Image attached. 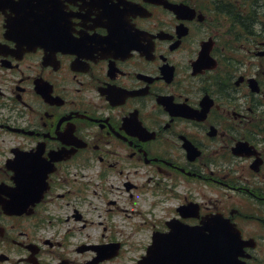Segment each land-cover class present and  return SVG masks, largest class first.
<instances>
[{"label": "flooded vegetation", "instance_id": "af4514ba", "mask_svg": "<svg viewBox=\"0 0 264 264\" xmlns=\"http://www.w3.org/2000/svg\"><path fill=\"white\" fill-rule=\"evenodd\" d=\"M211 213L264 264V0H0V264H138Z\"/></svg>", "mask_w": 264, "mask_h": 264}, {"label": "rangeland", "instance_id": "374dc122", "mask_svg": "<svg viewBox=\"0 0 264 264\" xmlns=\"http://www.w3.org/2000/svg\"><path fill=\"white\" fill-rule=\"evenodd\" d=\"M206 194L207 195H205V197L203 198V200H206V201H208V200H215L214 198H216V195H215L214 192H212L211 190H208V192L206 191ZM143 198H144V193L138 195V197L136 199V203L134 201L133 202H131V201L130 202H126L125 200L121 199L120 206L121 205H125V206L128 207V209L138 208L139 207L141 209L142 214H143V207H142L143 201H141ZM141 212L134 211L133 213H131V215H132V217H135L138 214H140L142 216ZM141 218L139 219L140 221H141ZM130 220H131V218H130ZM130 227L131 226H129L125 230L118 227V229L122 230L123 235H124L123 236L124 238H126L128 236ZM135 234H139L142 237L143 242L146 240V238L142 235V229L139 230L138 232H136Z\"/></svg>", "mask_w": 264, "mask_h": 264}, {"label": "bare ground", "instance_id": "6f19581e", "mask_svg": "<svg viewBox=\"0 0 264 264\" xmlns=\"http://www.w3.org/2000/svg\"><path fill=\"white\" fill-rule=\"evenodd\" d=\"M123 210V212H125V209H122Z\"/></svg>", "mask_w": 264, "mask_h": 264}, {"label": "water", "instance_id": "95a60500", "mask_svg": "<svg viewBox=\"0 0 264 264\" xmlns=\"http://www.w3.org/2000/svg\"><path fill=\"white\" fill-rule=\"evenodd\" d=\"M226 241H228V240H226Z\"/></svg>", "mask_w": 264, "mask_h": 264}]
</instances>
